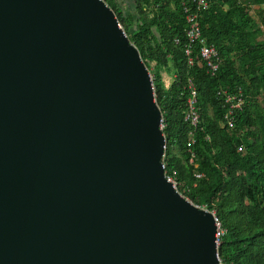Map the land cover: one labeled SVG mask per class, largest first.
<instances>
[{
    "label": "water",
    "instance_id": "1",
    "mask_svg": "<svg viewBox=\"0 0 264 264\" xmlns=\"http://www.w3.org/2000/svg\"><path fill=\"white\" fill-rule=\"evenodd\" d=\"M161 120L104 0H0V264H221Z\"/></svg>",
    "mask_w": 264,
    "mask_h": 264
},
{
    "label": "trees",
    "instance_id": "2",
    "mask_svg": "<svg viewBox=\"0 0 264 264\" xmlns=\"http://www.w3.org/2000/svg\"><path fill=\"white\" fill-rule=\"evenodd\" d=\"M104 1L148 69H156L166 174L194 205L215 211L225 230L222 264H264V0H208L200 11L203 33L221 60L215 73L201 57L188 63L185 0H131L135 13L128 14L116 0ZM192 89L196 128L185 120ZM222 89L241 91L245 100L233 127L222 125Z\"/></svg>",
    "mask_w": 264,
    "mask_h": 264
},
{
    "label": "built area",
    "instance_id": "3",
    "mask_svg": "<svg viewBox=\"0 0 264 264\" xmlns=\"http://www.w3.org/2000/svg\"><path fill=\"white\" fill-rule=\"evenodd\" d=\"M184 5H185L184 11L186 13L185 18L187 20V27L185 31L187 36V45L185 47V52L188 59V63L190 66H193L196 58L201 57L203 60L207 62L210 71L215 73L218 70L221 62L219 53L215 45L208 42V39L203 33L199 19L200 11L208 7L209 1L185 0ZM175 41L178 44L180 43L179 39H176ZM219 98L223 104V108L225 109V116L222 125L233 127L235 124V119H234L235 114L237 113V111L242 110L245 103L242 92L239 91L238 93H234V92H230L229 90L222 89L219 92ZM196 104H197L196 92L192 89V95L188 100V104H187L188 110L185 118V120L190 124L192 128H196L198 126L200 119V114L196 108ZM164 126H165V121L162 115V120L160 123V127L162 130ZM191 162H193V158L191 159ZM163 163H164V168L166 169V164L164 160ZM165 176L167 181L170 182L174 186V188L179 192L178 190L179 185L176 179L174 178V176H168L166 172H165ZM197 177L201 178L202 175L198 174ZM186 199L189 200L188 198ZM197 207L201 210L210 212L214 216L217 227L216 240L218 246H220L222 239L225 235V230L222 227L219 218L216 216L215 211L208 210L206 206H197Z\"/></svg>",
    "mask_w": 264,
    "mask_h": 264
},
{
    "label": "rangeland",
    "instance_id": "4",
    "mask_svg": "<svg viewBox=\"0 0 264 264\" xmlns=\"http://www.w3.org/2000/svg\"><path fill=\"white\" fill-rule=\"evenodd\" d=\"M119 2L123 5L122 9L124 10V12H126V14H128L127 12H129V11H130V13H135L134 8H133L132 3H131V0H119ZM251 7H252V13L255 16V19L258 21L261 16L258 13L257 6L252 5ZM262 38L264 39V35ZM149 71L152 75V78L154 79V74L156 73V69L154 68V65H152V67H151V69H149ZM162 74L164 75L165 73H162ZM220 263H221V261H220Z\"/></svg>",
    "mask_w": 264,
    "mask_h": 264
},
{
    "label": "crops",
    "instance_id": "5",
    "mask_svg": "<svg viewBox=\"0 0 264 264\" xmlns=\"http://www.w3.org/2000/svg\"><path fill=\"white\" fill-rule=\"evenodd\" d=\"M116 2L118 3V5H119V7H123V5L119 2V0H116ZM130 12V11H129ZM129 12H127V13H129ZM126 13V12H125ZM164 80H165V82L167 81V78H166V76L164 77Z\"/></svg>",
    "mask_w": 264,
    "mask_h": 264
}]
</instances>
